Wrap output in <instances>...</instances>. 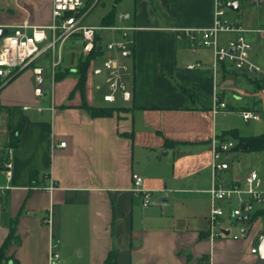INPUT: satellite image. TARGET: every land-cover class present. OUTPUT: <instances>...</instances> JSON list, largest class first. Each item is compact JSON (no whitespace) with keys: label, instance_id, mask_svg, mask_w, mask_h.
I'll list each match as a JSON object with an SVG mask.
<instances>
[{"label":"crops","instance_id":"0c3cea01","mask_svg":"<svg viewBox=\"0 0 264 264\" xmlns=\"http://www.w3.org/2000/svg\"><path fill=\"white\" fill-rule=\"evenodd\" d=\"M100 2L85 1L84 24L104 26L103 18L114 8L111 25H118L119 15L130 13L123 20L127 28L110 30L105 43L98 32L101 49L112 38L134 41V54L129 49L130 56H121L129 67L126 80L133 97L119 104L129 110L94 117L83 107L82 93L73 91L81 53L75 35L61 47L58 66L69 68L72 77L58 82L69 81L58 102L36 108L42 101H36L30 68L11 79L0 76V248L18 216V238L9 247V260L1 264H107L112 250L117 251V264H256L258 250L251 249H258L264 236V212L238 220L230 211L235 230L223 226L229 234L214 238L209 236L208 215L212 139L225 131L219 114L235 108L257 110L241 104L249 87L264 101V87L258 88L264 82V14L254 9L242 21L231 20L241 32L221 34L222 41L242 34L252 44L256 82L240 85L237 81L246 71L223 63L215 73L213 51L208 53L200 39L192 41L181 32L213 25L215 0H134L131 9L118 14L115 5L107 7L100 25L86 22ZM24 21L49 24L52 0H0L1 27ZM179 42L185 46L179 48ZM92 61L86 101L110 104L103 99L107 86L100 89L99 81L105 84L106 78L103 60ZM196 62L202 65L188 67ZM47 72L52 79L50 65ZM182 86L195 94L194 101ZM215 92L227 109L214 110ZM228 95L234 96L233 102ZM20 126L19 144L11 147L12 132ZM166 139L176 143L167 146ZM232 169L221 175L231 178ZM133 172L151 190L148 207L132 191ZM51 247L59 253L53 261Z\"/></svg>","mask_w":264,"mask_h":264},{"label":"built area","instance_id":"2783aa9c","mask_svg":"<svg viewBox=\"0 0 264 264\" xmlns=\"http://www.w3.org/2000/svg\"><path fill=\"white\" fill-rule=\"evenodd\" d=\"M228 0H215L214 22L207 28H185L181 30L192 41L197 39L213 51L212 69L216 73L223 63H231L240 71H254L257 66L250 58L252 44L244 35L238 34L226 41L221 40V34L226 32H241L243 28L232 22L226 16ZM84 0H52V21L47 25H36L29 21L9 27L7 34L0 37V76L11 79L16 74L26 70L33 71V87L35 95L44 99L49 88L47 84V67L50 65L51 76L61 63V47L75 33H81L83 40L81 52L90 53L97 45L96 36L101 29L116 30L126 29L123 20L130 17V13L119 15L118 25L94 26L83 23ZM1 27V25H0ZM131 40H116L112 38L105 46L103 69L106 71L105 83L107 91L103 94L104 101L109 103H125L132 99L133 91L128 87L126 75L129 73L128 65L121 60L124 52L129 50ZM201 62L189 64V68L201 66ZM54 81V80H53ZM53 109V107L51 108ZM227 109V103L214 94V110ZM245 120H258L261 113L254 109L241 111ZM61 145L66 142L62 141ZM235 141L231 138L213 137V160L211 163L212 186L210 192V212L208 215V232L211 238L224 235L220 227L221 219L226 214L224 205L230 207L231 218L249 215L252 219L256 211L264 209V167L253 169L241 181L226 179L221 173L230 165L223 160V153L231 151ZM10 167L11 163L7 162ZM8 176L11 171H7ZM132 191L141 197L144 207L152 203L151 190L144 185V177L132 173ZM51 184L48 189L52 190ZM237 237V236H235ZM263 236L259 237V241ZM252 252H257V247H252ZM59 257L51 247L50 259Z\"/></svg>","mask_w":264,"mask_h":264},{"label":"rangeland","instance_id":"374dc122","mask_svg":"<svg viewBox=\"0 0 264 264\" xmlns=\"http://www.w3.org/2000/svg\"><path fill=\"white\" fill-rule=\"evenodd\" d=\"M87 1V0H84ZM231 1V0H228ZM251 0H241V4H240V8L239 10H233L230 9L229 7H226V16L228 19L232 20V21H242V19L244 18V16H248L250 13H252V11L254 9H259L260 14H264V3L262 4H249ZM102 2L105 3V5H102ZM102 2H100L90 13V15L87 17L86 22L89 23H93L96 25H100V21H101V17L104 14L105 10L107 7H112L113 5H115L116 8V13L118 14L119 12H123L125 10L131 9L133 6V2L134 0H119L118 2H116L115 0H102ZM102 35L104 36V43L107 40V37H109L110 34V30H100ZM117 34V38H120L121 36L119 35V33ZM118 40V39H117ZM185 45L182 42L178 43V47L179 48H183ZM204 47H206L208 53H211L212 49L210 47H207L205 45H203ZM104 57L98 56L96 57L92 63H97L98 61L100 62L101 60H103ZM49 72V71H48ZM47 72L46 77H47V84L49 86V88L46 91V95L44 96V101L41 100L40 98H38L37 96L36 101L39 99L40 101H42L41 103H37L36 104V108L40 111L44 108V105L47 104V102H50L52 104V102H58L60 96L64 95L66 92V89L68 87V83L69 81L66 80V82H62V83H58L59 81H53L52 79H50L49 73ZM254 71H246V75L241 76V80L239 79L237 81V84H251L250 79L254 77L253 74ZM105 73H103L104 75ZM66 77H72V75H67ZM64 77V78H66ZM63 78V79H64ZM62 80V79H61ZM101 82L102 86H101V91L102 87L105 88L106 87V83L103 84L102 80L99 81ZM127 82V80H126ZM262 85V86H261ZM94 86V85H93ZM260 88L264 87V82H262L260 84ZM254 87H249L247 89V92L245 95H243L242 97V105H249V106H254L255 108H257L258 110H260L261 116L260 119L258 120H254V119H250V120H245L239 110V108H235L234 110H225V111H221V113L219 114L218 117V121L220 123V126L223 125L225 127V129L223 130H229V129H233L236 128L238 129L239 133L241 135H245V136H251V135H257V134H261L264 132V101L261 99H258L256 96H254L253 93ZM100 91V92H101ZM73 95H71L69 93L68 97H71ZM229 98L230 102H233L234 100V96L233 95H228L227 96ZM38 102V101H37ZM95 103H98L97 100H95ZM119 102H115V103H110V104H118ZM53 107V105H50L49 108L51 109ZM223 133V132H221ZM220 133V134H221ZM219 135H215L214 137H216ZM223 160L227 161L229 163L230 166H232V172H233V176L227 179H232L233 181H241L243 180L252 169H260L262 167H264V149L261 151H254V152H246V153H242L239 151H235V150H231L229 152H225L223 153ZM152 197V194H151ZM225 211H226V216L223 220V222L221 223L220 227L223 226H231L232 228V233L235 230V225H233V222L231 221V219L228 217V214L230 212V207H228L227 205L223 206ZM237 237L239 235H236Z\"/></svg>","mask_w":264,"mask_h":264},{"label":"trees","instance_id":"16d2710c","mask_svg":"<svg viewBox=\"0 0 264 264\" xmlns=\"http://www.w3.org/2000/svg\"><path fill=\"white\" fill-rule=\"evenodd\" d=\"M114 14H115V9L113 8L104 18H103V25H111L114 23ZM75 40L76 43L80 42L82 45V38H81V33H75ZM73 35V36H74ZM130 40V38H127ZM96 42L97 45L96 47L88 54L80 53L77 58V65L76 69L74 70V74L77 77V83L73 91L75 90H80L83 96V107H85L88 112L94 116H113L115 113H118L120 111H127L130 109L127 105L124 104H105V105H91L88 104L86 101L85 97V91H86V82H87V77H88V70L91 64V61L95 59L96 57L102 55L104 53L103 49L100 48V36L97 34L96 36ZM129 49L131 50L132 54H134V41H132L129 44ZM235 71H237L235 69ZM72 73V71L69 68H62L61 66H58L55 70V73L53 75V80L54 81H59ZM251 82L255 83L254 79H250ZM262 86V85H261ZM258 85V88L261 87ZM183 90L190 96L191 100H195V94L190 91L188 88L182 86ZM72 95V93H71ZM256 110V109H254ZM258 110V109H257ZM22 130V126L17 128L12 132V137H13V142L10 145L11 147H15L19 144V134ZM219 137L222 138H231L235 141L234 146L231 148V150L239 151L242 153L246 152H254V151H261L264 149V132L261 134L257 135H251V136H245L241 135L238 131V129L233 128L229 130H225L222 134L219 135ZM176 141H171L169 139H166V145H173L175 144ZM34 173L35 171H31V179H34ZM264 210H258L255 212L253 215L252 219H255L258 215L262 214ZM17 221H18V216L14 217L11 221L10 225V231L5 239L3 245L0 248V264L4 261L9 260V256L7 255V252L9 250V247L13 241H15L18 238L17 234ZM107 264H117V251L112 250L107 259H106ZM15 264H18V262H15Z\"/></svg>","mask_w":264,"mask_h":264},{"label":"water","instance_id":"95a60500","mask_svg":"<svg viewBox=\"0 0 264 264\" xmlns=\"http://www.w3.org/2000/svg\"><path fill=\"white\" fill-rule=\"evenodd\" d=\"M264 3V0H251L249 4H262ZM239 0H232L228 2V7L233 10H238L239 9ZM9 29L7 27H0V37L3 35L7 34ZM101 48V47H100ZM126 57L130 56V52L126 51L124 53ZM0 122H1V108H0ZM249 218V215H243L238 217V220H247ZM225 234H229V229H223ZM256 264H264V236L262 239L259 241L258 245V258L256 261Z\"/></svg>","mask_w":264,"mask_h":264}]
</instances>
